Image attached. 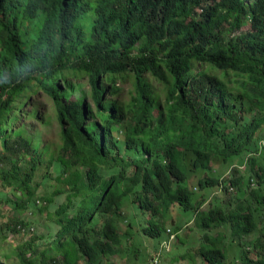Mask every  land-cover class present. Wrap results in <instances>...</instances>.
<instances>
[{"label":"trees","instance_id":"16d2710c","mask_svg":"<svg viewBox=\"0 0 264 264\" xmlns=\"http://www.w3.org/2000/svg\"><path fill=\"white\" fill-rule=\"evenodd\" d=\"M82 77L89 91L76 83ZM120 79L134 86L126 105L109 98L120 92ZM40 91L60 126L56 153L22 120L52 122L28 107ZM263 131L264 0H0V188H13L17 198L8 201L25 210L39 169L46 178L54 171L61 185L44 198H59L50 245L41 248L48 232L31 231L23 219L7 225L31 234L15 250L17 264H105L120 252L119 219L134 226L121 216L127 203L152 216L143 229L150 238L164 234L158 218L174 205L195 210L206 228L230 224L237 238L253 233L260 217L250 204L201 212L205 199L198 202V188L187 183L189 164L198 171L216 155L234 161L256 148ZM199 185L206 190L219 180ZM222 235L207 236L197 250L209 264L225 257ZM158 250L151 258L164 263Z\"/></svg>","mask_w":264,"mask_h":264},{"label":"rangeland","instance_id":"374dc122","mask_svg":"<svg viewBox=\"0 0 264 264\" xmlns=\"http://www.w3.org/2000/svg\"><path fill=\"white\" fill-rule=\"evenodd\" d=\"M248 1V0H247ZM250 24H246L241 31L250 29ZM239 33V32H238ZM152 81V78H150ZM76 83H82L83 88L90 90V84L87 77H82L77 79ZM153 86L160 93L164 92L162 84L158 81H152ZM117 87L120 88V92L116 96H110L109 98H115L120 104H128L134 98V86L130 79L119 80ZM35 100H32V104L28 106L29 109L33 107H38L40 113L44 119H49L51 117L52 122L48 126L42 124L40 121L36 120L33 116L26 114L22 117V120H27V125L31 126V132L37 131L40 133L44 140L50 141L52 144V150L55 153L58 151V147L61 143L60 138V126L57 118L55 117L56 112L54 110L53 102L49 97L40 91L35 95ZM162 102L164 103V94L161 95ZM88 108L91 106L94 109L93 102L90 97H88ZM96 119V118H95ZM99 123V121H98ZM264 138V131L262 137ZM259 144V141L257 145ZM41 146V143H40ZM43 146V144H42ZM29 158V157H28ZM244 160V157H238L234 161L223 160L218 155L214 158L213 169L209 172L199 171L192 169L193 165L189 164L191 180L187 183L188 186L198 188L196 191L197 201H203L207 203L204 206L203 211H209L210 209L220 210L224 209L229 211L231 207H237L239 205L247 206L250 204L256 211V216L260 217V222L258 223V228L251 234L246 236L233 235L230 232L231 225H221V227H213L212 229H204L197 223H195V213L193 210L186 211L185 209L175 206V211H170L166 217H159L158 222L165 226H170L173 218L175 225L182 227L181 236L182 239L177 242L174 241L171 245L170 253L167 250L163 251L165 256H163V264H208L200 252L197 251L201 248V243L206 241L207 235L223 237L220 247H223L225 251V257L223 258L221 264H247L246 256L252 261L260 260L264 263V200H262L261 195H264V180H258L257 172L263 171L261 166L264 165V152L261 153L260 157L253 162L252 166H249V170H243L242 181L235 185V191L229 192L225 190H219V186L210 187V189L202 190L200 187L201 180L208 179H218L219 176H229V170L232 164L240 163ZM197 173V174H193ZM240 173V172H239ZM264 176V171L262 172ZM249 174H251V183L249 182ZM46 169H39L32 179L33 186L37 185V191L35 196L27 204V209L20 210L15 206V203L8 201L9 198L15 199L16 194L13 188L1 189L0 188V234H5L6 239L0 238V262L6 264H17V251L16 248L28 240L31 234L25 233L22 230L19 234H14L9 232L7 225L13 226V219L18 218L23 219L30 224L31 231L36 229L39 233L47 234L44 240L39 241L41 248L50 245L53 241L56 231L58 229L57 225L53 222L51 213L54 211L56 206L59 204V198L54 197V203L48 204L44 198L53 197V193L60 188V184L56 179L57 174L53 171L52 177H45ZM253 179V180H252ZM261 182L260 190L256 189V186ZM192 184V185H191ZM255 186V187H254ZM253 188L256 189L253 190ZM22 199H27V196H22ZM22 199H20L22 201ZM260 199V200H259ZM65 197H61L60 201H64ZM132 200V199H131ZM259 201L261 203H259ZM76 208L70 210V215H74L80 205L78 201L75 202ZM123 213L121 216L131 217L134 219L132 227L125 223H121L120 219V232L124 235L122 245L120 246V252L118 256H113L111 258L105 259V264H154L151 258L155 249L160 248L161 242L166 240L167 233L165 229L164 234L161 237L150 238L143 233V229L150 225V221L153 220L152 216L148 213H142L137 208L135 204L127 203L126 206L121 210ZM118 215V217H120ZM100 229L103 228L105 222L104 217L100 216ZM25 222V223H26ZM26 223V224H27ZM191 225L188 227L187 224ZM97 225V224H96ZM2 236V235H1ZM260 239V245L254 248L257 241ZM13 251H15L14 254ZM197 251V252H196ZM247 251V254L245 253ZM12 254L11 259L7 260L3 255ZM3 263V264H4Z\"/></svg>","mask_w":264,"mask_h":264},{"label":"clouds","instance_id":"9594fccd","mask_svg":"<svg viewBox=\"0 0 264 264\" xmlns=\"http://www.w3.org/2000/svg\"><path fill=\"white\" fill-rule=\"evenodd\" d=\"M201 10H202L201 8H198L197 9L198 12H201ZM263 152H264V138H261L259 140V144L256 145V148L254 150L247 151L243 156H241V157H244V160L242 162H240L238 164L234 163V164L231 165L230 170H229V176L228 177L219 176V178L217 179V180H219V190H225V191H229V192H234L235 191V185L237 183H233V181H232L233 178H235L236 176L241 178L242 177V172L241 171H243V170H249L250 169L249 166H252L253 165V162L256 159H258L260 157L261 153H263ZM214 158H213V161L211 163L210 169H208V170H202V171L209 172V171H211L213 169ZM261 168L264 171V165H262ZM199 171H201V170H198V171L196 170V172H199ZM263 171H261L259 173L257 172V175H258L257 178H258L259 181H261L262 179L264 180V176H263V173H262ZM193 174L195 175L197 173H193ZM248 177H249V182L251 183V178H252L251 177V174H249ZM252 184H254L256 186V189L257 190H260V186L262 185L261 182L258 185L256 183H252ZM256 189L253 188V190H255V191H256ZM206 204H207L206 202L202 204L201 209H200L201 212H203V208H204V206H206ZM175 206H178V205H174L171 208L172 211H175L176 210ZM211 210H215V209H210L209 211H211ZM193 211L195 213V223H197L198 225H200L204 229H209V228L204 227L202 225V223L196 222V211L195 210H193ZM209 211H205V212H209ZM175 212H178V210L175 211ZM175 212H174V214H176ZM174 214H173V218H172L171 225L170 226H165L164 225V229H167L166 230L167 238H166V240H164V243L160 245V248L158 250L160 253H163V251H165V250H167V252H170L171 251V245L173 244V242L176 241V240L178 242V241H180L182 239V236H181L182 227H178V225H175ZM166 216H163V217H166ZM190 225H191L190 223L187 224L188 227ZM159 260L161 261L160 258H159ZM154 264H155V259H154ZM161 264H163V263H161Z\"/></svg>","mask_w":264,"mask_h":264},{"label":"built area","instance_id":"2783aa9c","mask_svg":"<svg viewBox=\"0 0 264 264\" xmlns=\"http://www.w3.org/2000/svg\"><path fill=\"white\" fill-rule=\"evenodd\" d=\"M155 264H161L159 258L157 257L155 260Z\"/></svg>","mask_w":264,"mask_h":264}]
</instances>
